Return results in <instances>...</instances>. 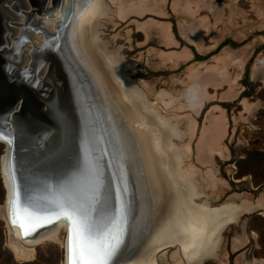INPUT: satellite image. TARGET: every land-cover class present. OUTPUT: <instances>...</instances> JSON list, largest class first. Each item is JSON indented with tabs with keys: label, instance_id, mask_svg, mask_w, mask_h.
<instances>
[{
	"label": "water",
	"instance_id": "water-1",
	"mask_svg": "<svg viewBox=\"0 0 264 264\" xmlns=\"http://www.w3.org/2000/svg\"><path fill=\"white\" fill-rule=\"evenodd\" d=\"M111 14L110 0H0V174L11 236L35 247L64 231L68 264V221L25 236L13 207L31 202L53 218L73 199L112 220L121 241L114 264H161L170 249L185 264L219 259L224 231L264 202L212 207L215 194L186 170L180 122L105 37Z\"/></svg>",
	"mask_w": 264,
	"mask_h": 264
},
{
	"label": "rangeland",
	"instance_id": "rangeland-1",
	"mask_svg": "<svg viewBox=\"0 0 264 264\" xmlns=\"http://www.w3.org/2000/svg\"><path fill=\"white\" fill-rule=\"evenodd\" d=\"M157 1L160 0H151L158 9L154 5L152 6L148 0L146 5L152 9L153 13L156 12L160 16L167 17L168 19L165 20L169 21L173 13L167 11L168 2H159L160 4L157 5ZM136 3V0H119L117 3L110 0L111 19H104L103 24L105 37L109 40L111 36L114 38L111 44L114 42L116 45L119 43L118 38H124L120 31L124 30L125 26L120 25V23L122 25L124 23L118 18L128 21L130 15H136L130 14L123 18L121 17V8L139 7L141 5V2H138V6ZM171 6L173 11L177 13L179 33L188 40L190 38L196 39L197 44L195 45L198 51L196 56L200 60L196 61L197 58H193L192 51L188 47L171 51L167 58L162 56V52H156L151 59L155 73H149L145 80H139L140 88L148 94L150 99L161 96L165 104L163 107L164 115L175 116L180 122L181 129L187 134L182 145L186 148L190 144L191 152L188 153L187 166H191L193 172L203 180L205 192L215 194L213 201L218 199L216 195L219 192H221L219 195H225L235 190L238 192L245 188L248 190L247 187L264 189V168L240 174V165L247 158L248 152L252 150L264 152V0H174ZM155 8L161 11H157ZM145 14L136 16H144ZM164 23L170 25L168 29L174 36L171 31V24L169 22ZM164 23L158 25L164 43L169 48L179 46L170 45L166 41L165 31L168 29L162 27ZM151 24L153 23L139 24V28L146 34L147 38H152L153 34H157V29L153 28ZM191 26L190 30L189 27ZM203 28L205 30L200 31ZM201 32L202 34H200ZM220 48L222 50L219 51ZM186 49L191 52L190 57L183 59L182 54ZM224 50H227L232 58H239L243 63L242 69L234 66L231 62L232 59L224 64L231 84L226 82L218 88L209 86L207 88L209 96H206L201 93V86L204 82L201 80L198 84L196 80L198 76L206 77L209 75L206 72L208 67L213 65L220 67L217 62H219ZM139 58H142L141 62L143 63V52ZM132 62L134 63L133 68L136 63L135 61ZM132 70L130 73L137 80L135 76L139 75H136L135 71ZM162 70H169V73L164 74ZM158 90L161 92L157 93ZM231 90L234 94L228 96V92ZM214 107L223 109L222 113H224L226 121L225 136L219 141L218 133L215 129H211L207 133V144L203 151H199L198 142L202 128L209 125L207 114ZM220 108L215 110V115L218 117L222 116ZM2 146L0 144V147ZM219 157L230 158L231 160L227 162L229 165L227 167L222 165L223 160ZM225 169L237 182V189L227 182ZM231 199H240V197L233 196ZM0 212L4 214V203L0 204ZM1 213L2 248L12 254L16 263H32L40 258V254L49 258L58 249L63 250L64 231L54 241L35 246L34 252L29 253L28 256H16L8 245L14 240L11 232L7 230V222ZM258 218L264 219V212L255 213L254 219L250 222L251 226L249 224L250 219H248V231L255 238L252 242L254 249L250 254L248 253L249 256H247V251H243V253L238 251L242 246L232 245V249L228 250V245L224 244L221 257L206 264L264 263V248L261 245L260 234L253 227V222ZM176 252L179 250L165 251V262L162 264H180ZM53 258L55 259V257ZM58 258L56 264H64V254L63 259L61 256ZM161 259L163 260L164 257L162 256ZM181 259L185 264L182 256Z\"/></svg>",
	"mask_w": 264,
	"mask_h": 264
},
{
	"label": "flooded vegetation",
	"instance_id": "flooded-vegetation-1",
	"mask_svg": "<svg viewBox=\"0 0 264 264\" xmlns=\"http://www.w3.org/2000/svg\"><path fill=\"white\" fill-rule=\"evenodd\" d=\"M112 1L117 3L119 0H112ZM148 1L150 4L152 3L151 0H148ZM173 1L174 0H172V1L171 0H160L159 1V2H165V3L168 2L167 11L169 13L170 12L173 13V14H171L172 18H170L169 21L165 20V19H168L167 17H164L162 15L160 16L156 12L153 13V12H146V11L142 13V14L147 13L144 16L130 15L128 17L129 18L128 21L127 20H121L120 18H118L120 21H122V23H124V25H122L121 23H120V25L125 26L124 30L120 31V33L122 32V34L124 35V38L123 37L118 38L117 41H119V43L118 44L116 43V45H115L113 42L112 45L114 44V46H113L114 48H119L120 51L122 52V54L128 60L135 61L136 66L133 67L132 71H135V74L139 75V76H135L137 78V80H145L147 78L146 75H148L149 73H152V74L155 73V70H153L151 59L153 57V54L156 52H159V51L163 53L162 54L163 57L167 58L168 53H170L171 51L188 47L192 51L193 58H197L196 61L198 60V57L196 56L198 53L196 45H195V44H197L196 39L190 38L188 40V39L184 38L179 33V24H178V19H177V13L173 11L172 6H171ZM136 2H137L136 5H138V2H141V5H143L144 7L149 9V7H147V5H146L147 0H143V1L136 0ZM159 2L157 1V5L160 4ZM153 5H154V3H152V6ZM154 6L158 9V7L156 5H154ZM157 11H161V10H157ZM136 21L139 24L153 23L151 25L153 28L157 29V34L156 33L153 34L152 38H147L146 34L139 28V24H136L137 23ZM164 22H169L171 24V31L174 33L175 37L173 36V34H171V32L168 29L170 25H167V23H164ZM160 23H164V24H162V27L164 26V28L168 29L167 31H165L166 35H167L166 41L167 42L172 41V42H174V44L179 45V46H176L175 48H169L166 46V44L164 43V41L162 39V35L159 31L158 25ZM152 27H150V28H152ZM191 28H192V26L189 27L190 30H191ZM118 29L120 30V28H118ZM146 38H147V41L145 40ZM112 39L114 40L113 36H111V38H110L111 42L113 41ZM148 39H150V40H148ZM199 40H200V36H199ZM186 50H188V49H186ZM220 50H222V49L220 48L219 51ZM141 52H143V55H144L143 63L141 62L142 58H139ZM188 52H189V54L191 53L189 50H188ZM222 53H224V51ZM221 56H223V54ZM162 72H164V74H168L169 70H165V71L162 70ZM147 80H149V79H147ZM204 81H206V80H204ZM159 92H161V90H158L157 93H159ZM214 108H216V110H218L217 108H220V107H214ZM214 108H212L209 113H211ZM222 111H223V109H221V113H222ZM208 114H207V116H208ZM212 127H213V125H211V124L208 125V130L206 133H208ZM205 131H204V127H203L202 131H201V137H202L203 133H205ZM215 157H218V156H215ZM219 158L221 160H223L222 165H224L226 167H227V165H229V163H227V162L231 160L230 158H227V159H223L221 157H219ZM232 158L234 159V156H232ZM225 176H226L227 182L233 188L237 189L236 188L238 186V184H236L237 182L233 179L231 174L226 171V169H225ZM247 189L248 190H246V188L241 189L240 192L235 190V191L226 193L225 195L224 194L219 195L221 193V192H219V194L216 195L217 196L216 198H218V199L213 201L211 203V205H212V207L221 206L222 204L227 202L229 198H232L233 196H238V197H240L241 200H243L242 198H252V199H255V201L257 199H259V200L261 199L260 202H263V200H264V189H260V188L256 189V188H249V187H247ZM220 197H222V198H220ZM200 202H202V201H200ZM262 210H264V209H262ZM262 212H264V211H260L258 213H262ZM254 215L255 214L246 215V216L242 217L239 221L231 223L223 233L224 239L222 242V246L224 244H227L228 250L232 249V245H236V246L238 245L237 247L242 246L243 248L241 247V249H239L238 251H242L241 253H243V251H247V256H249L248 253L250 254L252 252V250L254 249L252 242L255 240V238L248 231V219H250V221H249V224H250V222L254 219ZM250 226H251V224H250ZM238 237H241L242 239L241 238L239 239ZM164 253H162V255L160 256V261H161L160 263L161 264L165 262ZM162 256L164 257L163 260L161 259Z\"/></svg>",
	"mask_w": 264,
	"mask_h": 264
},
{
	"label": "snow or ice",
	"instance_id": "snow-or-ice-1",
	"mask_svg": "<svg viewBox=\"0 0 264 264\" xmlns=\"http://www.w3.org/2000/svg\"><path fill=\"white\" fill-rule=\"evenodd\" d=\"M94 200L100 202L99 192ZM96 208L73 199L60 204L53 218L42 217L31 202L21 206L14 201L13 224L27 236L37 228L66 219L69 223L68 264H114L120 239L112 231L107 215L93 217Z\"/></svg>",
	"mask_w": 264,
	"mask_h": 264
},
{
	"label": "bare ground",
	"instance_id": "bare-ground-1",
	"mask_svg": "<svg viewBox=\"0 0 264 264\" xmlns=\"http://www.w3.org/2000/svg\"><path fill=\"white\" fill-rule=\"evenodd\" d=\"M145 11L146 12H153L151 8L148 9V8L144 7L143 5H140L139 7H134L133 6V7H130V8H128V7L121 8V16L124 18V17H127L130 14L141 15ZM204 30L205 29L203 28L200 31H204ZM200 34H202V32ZM168 44L173 45L174 42L170 41V42H168ZM182 57H183V59H188L190 57V54H189L188 50H185L184 51V53L182 54ZM230 60H231V62L233 63L234 66H237L239 69H242L243 63L239 60V58L238 57H233L232 58L228 54V51L227 50H224L223 56H221V58L219 59V62H217L218 64H220V67H218L217 65H216L217 67L214 66V65L213 66H210V67H208V69H206L207 74L209 73L208 76H206V77L205 76H202V77H199L198 76V78L196 80V82L198 84L200 83L201 80L202 81L206 80V81H204V84L201 86L202 87V89H201V93L202 94H205L206 96L208 95L207 88L209 86L210 87H213V88H218L223 83H226V82H229L231 84V82L229 81L228 72L226 71V68H225V65H224V64L230 62ZM209 76H211V78H209ZM233 94H234V92L232 90H231V92L230 91L228 92V96H231ZM215 110L216 109L214 108L213 111L208 114L207 119L209 120V125L210 124L213 125V127L211 129H215L216 133H218V135H219V141H221L224 138L225 133H226V127H225L226 126V124H225L226 121L224 119L225 118L224 117V113H222V116H219L218 117L217 115H215V112H216ZM207 130H208V125L207 126H204L205 133H203L202 137L200 138V140L198 142L199 151H203L205 145L208 142L207 133H206ZM185 149H186V151L188 153L191 152L190 151V144H188ZM186 170H187V172H189L192 175L195 174L193 172L191 166L190 167L187 166ZM263 202H264V200H263ZM1 215H2L3 219H5V221L7 222L4 214L1 213ZM6 227H8L7 230H9L11 232V228H10L8 222H7V226ZM8 245L12 249V251L15 253V255L18 256V257L28 256L29 253L34 252V250H35L34 249L35 248L34 246H25V245L17 244L14 241H11ZM176 255H177L178 260L180 261V264H183V261L181 259V256H180L179 252H176Z\"/></svg>",
	"mask_w": 264,
	"mask_h": 264
},
{
	"label": "trees",
	"instance_id": "trees-1",
	"mask_svg": "<svg viewBox=\"0 0 264 264\" xmlns=\"http://www.w3.org/2000/svg\"><path fill=\"white\" fill-rule=\"evenodd\" d=\"M2 146V145H1ZM4 147H0V156L3 153ZM241 170L240 174H244L252 172L253 170H260L264 168V152L258 151V150H252L248 152L247 158L242 161L241 163ZM5 188L3 185V180L1 178L0 174V204H3L5 201ZM253 227L259 232L260 234V241L261 245L264 248V219L258 218L253 222ZM2 230L0 228V264H18L15 262L12 254L7 251L3 250L2 246ZM64 251L61 249H58L57 252L53 255H51L49 258H46L42 254H40V258L32 263H23V264H56L59 260L58 257L61 256V259H63ZM55 257V259L53 258Z\"/></svg>",
	"mask_w": 264,
	"mask_h": 264
},
{
	"label": "crops",
	"instance_id": "crops-1",
	"mask_svg": "<svg viewBox=\"0 0 264 264\" xmlns=\"http://www.w3.org/2000/svg\"><path fill=\"white\" fill-rule=\"evenodd\" d=\"M192 56H193V54H192Z\"/></svg>",
	"mask_w": 264,
	"mask_h": 264
}]
</instances>
